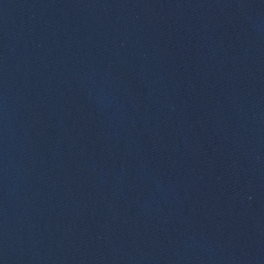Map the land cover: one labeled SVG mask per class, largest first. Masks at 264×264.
<instances>
[{"label":"water","instance_id":"95a60500","mask_svg":"<svg viewBox=\"0 0 264 264\" xmlns=\"http://www.w3.org/2000/svg\"><path fill=\"white\" fill-rule=\"evenodd\" d=\"M0 264H264V0H0Z\"/></svg>","mask_w":264,"mask_h":264}]
</instances>
